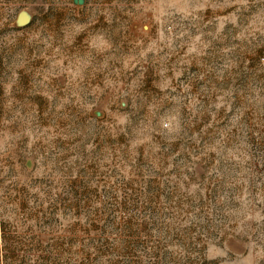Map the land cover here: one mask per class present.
Instances as JSON below:
<instances>
[{
    "label": "rangeland",
    "instance_id": "obj_1",
    "mask_svg": "<svg viewBox=\"0 0 264 264\" xmlns=\"http://www.w3.org/2000/svg\"><path fill=\"white\" fill-rule=\"evenodd\" d=\"M0 264H264V0H0Z\"/></svg>",
    "mask_w": 264,
    "mask_h": 264
}]
</instances>
